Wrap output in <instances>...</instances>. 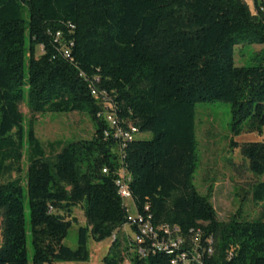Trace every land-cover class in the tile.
Wrapping results in <instances>:
<instances>
[{"label":"trees","instance_id":"1","mask_svg":"<svg viewBox=\"0 0 264 264\" xmlns=\"http://www.w3.org/2000/svg\"><path fill=\"white\" fill-rule=\"evenodd\" d=\"M252 4L0 0V264H29L24 190L31 264L86 262L89 238L111 239L102 264H264V218L238 211L221 222L193 185L196 104H228L233 137L263 132L264 65L233 62L235 46L264 45V0ZM23 101L37 114L85 113L91 139L44 147L19 110ZM241 155L255 177L264 175V142L242 145ZM251 200L264 205V181ZM83 203L86 224L71 249L64 239ZM166 227L181 240L176 247Z\"/></svg>","mask_w":264,"mask_h":264},{"label":"rangeland","instance_id":"2","mask_svg":"<svg viewBox=\"0 0 264 264\" xmlns=\"http://www.w3.org/2000/svg\"><path fill=\"white\" fill-rule=\"evenodd\" d=\"M253 11V0H242ZM27 20V18L25 17ZM26 36V46H28ZM40 53V48L35 52ZM233 62L237 67H251L264 65V45L243 42L234 47ZM26 73V71H25ZM25 123L32 121L34 133L39 142L45 147L53 141L63 144L78 140L91 139L93 127L85 113H32L23 101L19 105ZM231 111L226 103H198L195 105V140L197 154V168L194 173L193 185L202 196H209L210 202L216 212L217 219L228 222L238 211L243 218L251 220L264 218V205L256 204L251 200L253 186L264 181V175L255 177L248 169V162L241 155V146L251 142H264V128L262 135L244 133L233 137L230 133ZM149 133H136V140H149ZM26 157H23L20 168L22 178L27 169ZM12 174L9 179H14ZM7 179V178H6ZM5 180V179H3ZM24 219L27 232V252L31 264V246L29 232V211L27 197L24 190ZM127 213L134 217L136 210L130 198L124 199ZM79 205L73 210L72 216L76 223L72 224L64 239V245L75 249L76 232L78 227L85 226L83 207ZM127 227L122 233H128ZM1 243V225H0ZM111 239L94 242L88 239V260L86 262H59L58 264H102L106 256Z\"/></svg>","mask_w":264,"mask_h":264},{"label":"built area","instance_id":"3","mask_svg":"<svg viewBox=\"0 0 264 264\" xmlns=\"http://www.w3.org/2000/svg\"><path fill=\"white\" fill-rule=\"evenodd\" d=\"M65 55H67V51H65ZM106 119V122L110 125V127L112 128H117V123H116V120L114 119L113 116L111 115H107L105 117ZM118 131V135H120L121 137L124 138V140H131L132 139V135L130 133H125L121 130H117ZM136 130L135 129H131V133H135ZM119 185V193H120V196L123 197V198H129L130 197V193L129 191L126 189L125 186H123L122 184L120 185V183L118 182L117 183ZM146 231H148L149 233L152 232V229L149 227V226H143V230L142 232L145 233ZM175 230H172V229H169V228H164V233H166L169 237H170V241H171V244L170 246L171 247H176L177 245H179L181 243V240L180 239H173L171 237L172 233L174 232ZM137 239V242L138 243H141L142 239L140 238H136ZM141 253V252H140ZM142 254V253H141Z\"/></svg>","mask_w":264,"mask_h":264}]
</instances>
